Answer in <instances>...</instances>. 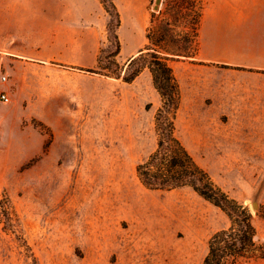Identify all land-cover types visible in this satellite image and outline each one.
Here are the masks:
<instances>
[{
	"label": "rangeland",
	"instance_id": "374dc122",
	"mask_svg": "<svg viewBox=\"0 0 264 264\" xmlns=\"http://www.w3.org/2000/svg\"><path fill=\"white\" fill-rule=\"evenodd\" d=\"M112 1L117 62L124 71L139 55L166 61L178 85L176 137L252 214L258 247L229 264H264V189L258 211L250 203L264 159L245 158L226 111L202 97L204 0H162L159 11L155 0ZM109 19L101 0H0V92L9 96L0 99V264H202L212 235L230 226L191 186L140 181L164 98L148 65L130 82L99 67Z\"/></svg>",
	"mask_w": 264,
	"mask_h": 264
},
{
	"label": "crops",
	"instance_id": "0c3cea01",
	"mask_svg": "<svg viewBox=\"0 0 264 264\" xmlns=\"http://www.w3.org/2000/svg\"><path fill=\"white\" fill-rule=\"evenodd\" d=\"M198 41L204 104L226 111L245 158L264 159V0H204Z\"/></svg>",
	"mask_w": 264,
	"mask_h": 264
},
{
	"label": "trees",
	"instance_id": "16d2710c",
	"mask_svg": "<svg viewBox=\"0 0 264 264\" xmlns=\"http://www.w3.org/2000/svg\"><path fill=\"white\" fill-rule=\"evenodd\" d=\"M101 2L104 3L110 19L109 44L98 56L99 67L109 71L116 78L121 77L130 82L144 66L148 65L153 73L156 88L164 98V104L156 116L159 134L157 149L145 162L138 165L137 173L140 181L148 188L162 190L189 185L199 195L226 213L230 219V226L212 235L202 264H229L241 256L254 253L258 247L257 233L249 208L215 186L209 174L197 165L175 135L174 120L179 93L172 68L163 58L152 54L151 58L141 55L133 57L123 71V67L116 60L121 47L117 33L120 15L112 0H101ZM198 23L196 20V25ZM148 38L152 39L150 34ZM0 207L2 215L7 218L6 206L2 203ZM31 264H37L34 256Z\"/></svg>",
	"mask_w": 264,
	"mask_h": 264
},
{
	"label": "water",
	"instance_id": "95a60500",
	"mask_svg": "<svg viewBox=\"0 0 264 264\" xmlns=\"http://www.w3.org/2000/svg\"><path fill=\"white\" fill-rule=\"evenodd\" d=\"M162 0H155L153 4V10L159 11L161 6ZM264 189V179H262L259 184L257 185L256 191L252 194L250 198L251 208L253 211H258L259 207V199Z\"/></svg>",
	"mask_w": 264,
	"mask_h": 264
},
{
	"label": "built area",
	"instance_id": "2783aa9c",
	"mask_svg": "<svg viewBox=\"0 0 264 264\" xmlns=\"http://www.w3.org/2000/svg\"><path fill=\"white\" fill-rule=\"evenodd\" d=\"M2 79H3V80H6V79H7V76H3ZM0 97H1V99L4 100V101H9V96H8L6 93H1V94H0Z\"/></svg>",
	"mask_w": 264,
	"mask_h": 264
}]
</instances>
